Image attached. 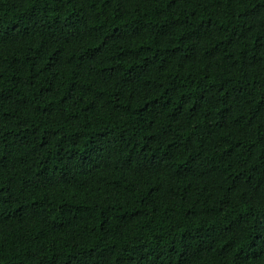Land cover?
Returning a JSON list of instances; mask_svg holds the SVG:
<instances>
[{
	"label": "trees",
	"instance_id": "obj_1",
	"mask_svg": "<svg viewBox=\"0 0 264 264\" xmlns=\"http://www.w3.org/2000/svg\"><path fill=\"white\" fill-rule=\"evenodd\" d=\"M0 264H264V0H0Z\"/></svg>",
	"mask_w": 264,
	"mask_h": 264
}]
</instances>
